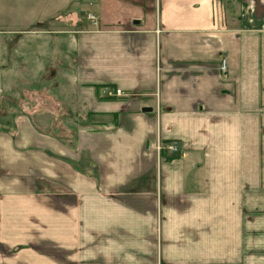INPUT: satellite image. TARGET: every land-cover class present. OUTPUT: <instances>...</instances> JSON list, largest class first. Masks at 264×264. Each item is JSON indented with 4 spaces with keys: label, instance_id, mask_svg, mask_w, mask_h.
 <instances>
[{
    "label": "crops",
    "instance_id": "0c3cea01",
    "mask_svg": "<svg viewBox=\"0 0 264 264\" xmlns=\"http://www.w3.org/2000/svg\"><path fill=\"white\" fill-rule=\"evenodd\" d=\"M258 1L0 0V264H264ZM9 38L63 42L59 93Z\"/></svg>",
    "mask_w": 264,
    "mask_h": 264
},
{
    "label": "rangeland",
    "instance_id": "374dc122",
    "mask_svg": "<svg viewBox=\"0 0 264 264\" xmlns=\"http://www.w3.org/2000/svg\"><path fill=\"white\" fill-rule=\"evenodd\" d=\"M259 2L260 0L257 3ZM82 12L84 14V10ZM3 49H5L6 52L5 54L6 55L5 64L7 65L6 67H10L9 66L10 56H12L10 65L15 66L16 63L18 62L17 69L19 71L18 74L15 75V78H17L20 87L23 88L24 86H26V84H29L28 82H31L33 80L34 85L38 83L39 84L45 83L46 85H48L50 96H55L57 93H59V90H57L54 87V85H56L57 82L62 80L61 76L63 75L59 68H61V65H63L64 59H66L64 64L65 66L63 65L62 67L68 69L70 68V62H68L70 57L67 55V57L65 58L63 57L64 58L63 60L61 59L62 56L65 54L64 53L65 45L63 44V42L57 41L56 39L53 38H51V40L48 42L25 41V40H19V39L16 40L9 38L8 40L4 41ZM27 50H29L28 53L31 55L30 58L25 53ZM42 50H49L48 54L45 53L46 55L44 59L45 68L42 67L43 61H41L40 58ZM35 55H39L38 58L35 57ZM46 59L49 61H46ZM37 61L39 62V64H37ZM18 90L20 89L18 88ZM41 90L44 89L41 88L38 89V91ZM7 94L9 93H6V95ZM61 122L62 120L58 121L60 127L59 129L64 130L65 132L72 130L77 125L76 124L77 122H74L73 120H66L65 126L64 128H62Z\"/></svg>",
    "mask_w": 264,
    "mask_h": 264
},
{
    "label": "built area",
    "instance_id": "2783aa9c",
    "mask_svg": "<svg viewBox=\"0 0 264 264\" xmlns=\"http://www.w3.org/2000/svg\"><path fill=\"white\" fill-rule=\"evenodd\" d=\"M90 19H93V21L95 22L96 21V16L91 15ZM221 69L223 71L226 70V60L225 59H223V61H222ZM102 93L105 96L114 97V96H117V95H122L124 92L120 88H113V87H110V86H106V87H104L102 89ZM161 148H166V149L170 150L172 153H178L180 151V149H181V145L177 141H172V142H169V143H167L166 145H163V146L159 145V149H161Z\"/></svg>",
    "mask_w": 264,
    "mask_h": 264
},
{
    "label": "water",
    "instance_id": "95a60500",
    "mask_svg": "<svg viewBox=\"0 0 264 264\" xmlns=\"http://www.w3.org/2000/svg\"><path fill=\"white\" fill-rule=\"evenodd\" d=\"M143 110L144 111H149V110H151V107H144Z\"/></svg>",
    "mask_w": 264,
    "mask_h": 264
},
{
    "label": "trees",
    "instance_id": "16d2710c",
    "mask_svg": "<svg viewBox=\"0 0 264 264\" xmlns=\"http://www.w3.org/2000/svg\"><path fill=\"white\" fill-rule=\"evenodd\" d=\"M179 154V153H178ZM175 155H177V154H172V156H175Z\"/></svg>",
    "mask_w": 264,
    "mask_h": 264
}]
</instances>
